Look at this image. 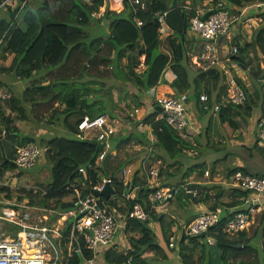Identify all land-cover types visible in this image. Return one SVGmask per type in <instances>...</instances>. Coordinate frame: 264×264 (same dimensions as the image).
<instances>
[{
    "label": "trees",
    "instance_id": "trees-1",
    "mask_svg": "<svg viewBox=\"0 0 264 264\" xmlns=\"http://www.w3.org/2000/svg\"><path fill=\"white\" fill-rule=\"evenodd\" d=\"M185 1L146 0L147 7L143 9L131 5L129 0H124V9L107 8L101 17H96L93 12L103 0H91V2L40 0L35 8L30 7L28 0H19L16 7L8 6L6 12L0 10V54L9 55L5 57L6 63L0 64V81L3 76H10L22 78L25 83L24 88L12 86L8 98L0 100V121L2 127L6 129L4 138L0 140V174L20 168L14 161L16 147L30 141L36 142L42 148V153L51 169V181L46 188L47 192L38 201L31 196L28 205L37 203L36 206L55 210H67L72 206L71 201L64 199L71 193L67 186L81 176L78 167L94 161L104 147L95 137H77V124L84 115L94 117L108 113L112 118L129 120L132 125L125 133H115L122 139L121 144L115 146L112 140L113 134L111 135V148L98 170L90 171V176L95 182L100 171L103 175L112 178L115 195L113 194L107 202L122 213L121 222L135 203L147 207V195L156 189V186H149L148 179L141 177L142 164L135 169L132 180L125 185L122 169L127 162L108 166L113 158V150L119 148L121 150L130 143H137L142 146L139 155L143 154L144 157L147 148L150 147L154 152L159 151L157 155L162 158V151L170 157H176L180 153L179 146L188 147V145L176 129L158 117L160 111L155 106L144 115L140 112L137 115L138 121L128 114L126 108L140 107L144 112L146 103L142 99L143 93L159 83L168 81L165 77L167 72L173 74L170 85L183 94L190 90L187 98H194L196 103L202 101L199 98L202 90L211 96L212 90L224 79L223 70L218 64H210L205 68L194 67L188 44L192 43L190 41L192 40L197 45L202 41L204 45V39L199 35L194 36L189 30L190 19L196 11L186 8ZM191 1L195 4L201 0ZM226 1L233 6V12L239 11L248 3L264 2V0ZM157 11H166L163 20L169 28L164 32L168 37L167 49L162 48V33L159 32L162 20L156 14ZM137 19L142 20V24L138 25ZM99 21L106 22L107 31L105 34L91 37L87 28ZM263 34L264 27L254 35V42H257ZM252 42H236L238 51L232 55V58L242 67H248V51ZM141 56H144V67L138 70ZM87 60L90 62L89 65ZM76 69L79 70L77 77L72 75L67 78L64 75L65 71L75 73ZM106 69L111 70L110 75L116 74L113 84L119 88L118 100H114L108 94L111 89L110 84L102 79L106 77ZM87 76L88 78H85ZM235 78L245 91L244 82L237 75ZM130 86L135 90H129ZM102 88L106 89L104 94L101 93ZM94 92L96 97L90 98L89 95ZM39 100L41 110L47 101L49 103L45 110L53 109V104L57 101L63 104L60 110H53L48 121L51 124L61 121V128L71 131L74 136L52 132L30 134L17 126L18 119L29 116L34 122L35 129L45 125L35 118L39 117L38 113L30 114L31 108ZM121 101L127 103L125 107L120 105ZM241 105L243 104L229 101L220 111V122L227 127L229 135L231 128L245 125L243 120L235 117L236 109ZM140 123L151 125L153 139L147 136V131L137 129ZM116 155L117 153L113 156ZM238 169L248 172L242 168H234L231 171ZM165 171L169 175L173 174L168 168L161 166L159 177ZM130 190L134 191L132 197L125 195ZM234 190L240 196L249 192L238 187ZM52 202V206L49 207ZM216 206L217 204L214 203L211 208L215 209ZM56 214V212L53 214L54 218ZM152 217L156 223H160L161 228L166 226L167 230L158 231L160 227L154 230L149 226L148 221L128 218L124 230L129 237L130 247L120 250L114 243L99 250L97 255H100L102 260H97V264H122L128 261L129 257H131L129 264H147L146 257L143 256L146 251H152L159 258V262L169 264L171 253L176 248L183 264H260L261 262L260 255L251 243L252 236L247 237L246 231L238 234L222 231L221 226L225 217L208 232L214 236V243L210 244L204 238L202 241L200 236L187 237L183 234L180 235L175 246L169 245L172 220L166 223L162 213L153 214ZM9 223L15 233L19 226ZM239 242L243 244L242 248L229 245ZM243 254L246 256L243 257ZM92 256V250L84 247L82 254L74 253L71 256L69 264H85V259Z\"/></svg>",
    "mask_w": 264,
    "mask_h": 264
},
{
    "label": "built area",
    "instance_id": "built-area-1",
    "mask_svg": "<svg viewBox=\"0 0 264 264\" xmlns=\"http://www.w3.org/2000/svg\"><path fill=\"white\" fill-rule=\"evenodd\" d=\"M120 1L121 5L124 4V0ZM129 2L135 7L143 9L147 7L146 0H129ZM18 3V0H1L0 6L16 7ZM107 8H113L112 0H103V3L93 12V15L101 17ZM232 8L233 6L226 0H206V2L204 0L202 8H195L196 14L190 19L191 29L189 30L204 39L203 50L199 55H196L198 61H200V58L209 60L212 64H217L220 61L217 44L224 38L225 34H229L236 20L237 15L232 11ZM206 11H209V13L202 17V14ZM156 14L159 15V18H164L166 11H157ZM253 18V16L246 18L247 26H251ZM137 23L138 25L142 24V20L137 19ZM163 23L164 20L159 27V32L162 33L161 36L165 34ZM220 34L223 37L216 41V37ZM237 51V45H233L230 52L236 54ZM140 59L138 70L144 67V56ZM229 59L232 60V66H240L232 57ZM261 82L264 92V78ZM187 94H183L180 98L166 94L156 95L153 104V106L159 105L162 107L158 117L164 119L167 124L176 129L183 138L188 135L186 129L193 126L192 119L188 113ZM8 96V91L0 86V100H4ZM199 98L202 101H206L208 95L202 92ZM246 98V93L237 82L235 76L229 77L228 100L232 103L243 104ZM126 111L134 118L141 112V108H126ZM116 119L110 117L108 113L94 117L84 115L77 124V137H95L104 147L94 161H89L78 167V172L81 176L74 183L67 186L71 190L68 195L70 198L65 199L68 197L65 196L64 199L71 201L72 206L69 209L55 210L25 204L28 208L35 210L30 212L21 210L19 207L20 203H9L10 205L2 207L0 213V264H69L71 256L74 253L82 254L84 247L91 249L93 252L92 258L85 259L84 263L97 264L94 259L99 250L116 243V232L120 226L125 224L128 218L148 221L149 226L152 227V215L162 212L167 202L179 192V186L159 185L158 167L153 166L149 170L147 183L151 187L156 186V189L148 193L147 207L141 203H135L129 212L124 215L123 222L120 221L122 213L108 203L105 197L95 193V190L102 189L107 182L113 185L112 178L103 175L100 171L97 180L93 182L90 171L98 170L107 151L111 148L110 137L116 133L117 127L113 125ZM140 125H143V123H140ZM258 126L257 142L264 148V110L258 121ZM5 134L6 129L1 127L0 140L4 138ZM41 155L42 148L36 142L30 141L16 147L14 161L19 167L29 168L40 160ZM131 173L132 169L130 167H123L122 179L125 185L131 181ZM204 173L206 176L211 177L208 170ZM212 178L223 180L232 187L248 190L255 194L253 198L246 199L245 207L236 209L225 216L221 226L222 231L229 234L248 231L257 221L258 215H260L263 222L262 233L264 241V208L261 209L259 204H256L260 202L261 194H264V175L244 172L238 169L227 176L216 172L215 177ZM184 188L193 198L199 196L197 188L189 186ZM131 190L125 195L132 197ZM39 208L46 209L47 212L38 214L36 211L40 210ZM55 212L57 213L55 220L47 224L46 220L49 219V214ZM222 218L219 209L205 208L190 220L180 222L178 234L191 237L199 236L201 232H204V237L201 238H204L210 244L214 243V236L208 232ZM9 222L19 226L15 233L12 228L9 229ZM6 223L8 227L4 226ZM176 236L173 231L169 235L170 246L175 245ZM129 247L130 245L127 248ZM31 248H33V251L30 250ZM130 260L131 257L122 264H129Z\"/></svg>",
    "mask_w": 264,
    "mask_h": 264
},
{
    "label": "crops",
    "instance_id": "crops-1",
    "mask_svg": "<svg viewBox=\"0 0 264 264\" xmlns=\"http://www.w3.org/2000/svg\"><path fill=\"white\" fill-rule=\"evenodd\" d=\"M203 3L204 0H201L195 4L191 0H186L185 7L188 9H195L198 7L202 8ZM117 6L120 7V5ZM3 7L7 8L8 6ZM112 7L114 9L118 8L114 7L113 3ZM261 7L264 9V2L257 1L246 4L242 9L239 10L241 11L240 13L239 11L234 12L237 16L229 34L227 35L228 45L226 43L221 45V53L218 56L220 61L217 64L223 70L224 79L221 80L219 85H217V87L212 90L211 96H209L205 90L201 91V93L205 92L208 95V99L206 101H199L196 103V100L193 98L187 102L191 116L193 117V126L187 130L188 135L184 138L188 147L179 146L178 151H180V153L177 154L176 157H170L164 151H162V158L161 156L158 157V160L162 162V167H166L168 168L169 172H173L172 175H169L165 171L163 175L159 177V179H161L159 180V185H178L180 192L179 199L183 202L184 208L189 210V212L183 216L171 214L173 215L171 218L177 217L180 219L178 224L180 222L190 220L205 208H211V205L214 203L217 204L215 209L220 210L221 217H225L232 211L245 207L246 199H251L255 196V194L250 191L248 194L240 196L234 190L235 187L226 184L223 180H216L212 178L215 177L216 172H220L225 176L230 174L232 172L231 170L234 168H242L253 174L264 175V148L261 147L257 142L259 133L258 121L264 110V92L261 82V80L264 78V49L260 50L258 46L259 43L264 45V34L261 35L257 42H254L253 40L254 35H256L259 29L264 27V17L262 18L261 15H256L251 12L252 8H255L258 13ZM248 16L254 17L251 20V26H247L246 18ZM191 33L194 36H197L195 33ZM162 39V48L167 49V35H163ZM237 41L240 43H244L245 41H253L252 44L255 43L257 45L256 50L258 48L259 54L257 55L258 58L255 60V64L258 62V68L256 67L257 65L253 64H248L247 68L242 67L241 65L237 67L232 66V60L229 58L232 57L233 54L230 51L232 46L236 45ZM202 43L203 42L200 41V43L197 45L196 42H189L188 46L190 48L191 58L194 57V66L205 68L212 63L206 59L200 58V61L196 59V55H199L203 50L204 45ZM250 54L253 55L254 52L250 51ZM6 56L7 55L2 56L0 54V64L6 63ZM254 56L256 57V55ZM235 75H237V77H239L246 86L245 91L247 98L243 105H241L239 109H236L235 115L237 119L243 120L245 125L235 128L233 127L231 129L229 128L231 131V135H229L227 127L220 122V111L222 107L226 106L229 102L228 79L229 77ZM165 77L168 81L159 83L154 88L146 90L143 93L142 99L144 103H146V110L144 112L141 111V114L144 115L150 111L147 108L151 105L153 106L156 95L173 93L175 91L170 85V82L173 80V74L167 72ZM46 81L47 80H45V82ZM0 86L11 94L10 90L12 86L24 88L25 83L22 78L3 76L0 81ZM129 90H135V88L130 86ZM186 92L190 94L191 91L188 90ZM181 94L183 95V93ZM210 100L214 101L213 110L215 113H217L218 117H210L204 120L199 119V114L203 113V109L200 108V104L203 108L208 109L212 106V104L208 102ZM39 105L41 104L39 103ZM190 107H192L194 111H192ZM30 114L34 115V113ZM142 128L143 130L147 131V136L150 139L154 138L151 125L143 124ZM40 129L38 130L37 134H44L47 131L46 129L45 131ZM123 132L124 130L117 133ZM190 145L192 147H189ZM205 146H207L206 149ZM144 148L142 151H144ZM191 150H194V153L196 154L192 155ZM114 154H116V150H113V155ZM133 155L130 154L129 156ZM131 164L133 163L127 162L125 166L132 169ZM168 164L170 165L166 166ZM206 170L210 172L211 177L205 175L204 172ZM134 171L135 170L132 169L131 175L134 173ZM185 186L197 188L199 191V196L193 198L191 194L186 191L184 188ZM132 194L134 195V191H132ZM5 202L7 201L0 198V203L3 204L2 207L6 206ZM236 202H238V204H232ZM256 204H259L261 209L264 208V194H261V200ZM157 228L158 227L155 226V229ZM172 228L174 230V227ZM251 229L252 231L250 232ZM251 229L246 231V236H252L251 240H255L253 245L260 255V264H264V241L262 233L263 222L261 221L260 215H258L257 221L252 225ZM147 255L150 257V263L167 264L166 262H159V258H155L152 251H148ZM168 262L169 264H183L177 250L171 253Z\"/></svg>",
    "mask_w": 264,
    "mask_h": 264
},
{
    "label": "rangeland",
    "instance_id": "rangeland-1",
    "mask_svg": "<svg viewBox=\"0 0 264 264\" xmlns=\"http://www.w3.org/2000/svg\"><path fill=\"white\" fill-rule=\"evenodd\" d=\"M28 1H29L28 2L29 5H31L30 7L35 8L38 5V2L40 0H28ZM113 1H114L113 6L118 7V8L117 9L111 8V9H114V10L124 9V4L121 5L120 0H113ZM87 2H91V0H87ZM117 5H120V7ZM0 10L2 12H6V8H4V7H1ZM251 12L256 14V15H261L262 18L264 17V9L262 7L259 9L258 13H257V10L255 8H252ZM123 14L125 15V12H123ZM106 27H107L106 22L99 21V23H94L93 25L89 26L87 29L89 30L90 35L92 37V36H96L99 34H105V31H107ZM190 41L193 43L192 40H190ZM223 43H226L228 45V36L226 34H225L224 38L217 44V49H218L219 54L221 53L220 47ZM229 43L232 44L231 42H229ZM256 46L257 45L255 43H253L251 45V48L248 51V57H249V59L247 60L248 64H253V65L258 64V62L255 64V60L258 58L257 55L259 54L258 48L256 50ZM258 47L260 48V50L264 49V45H261V43H259ZM250 51L254 52V54L251 55ZM255 51H256V54H255ZM254 55H256V57ZM191 61L193 62V64L195 63L194 57L191 58ZM89 63L90 62L87 60L88 65H89ZM194 67H197V66H194ZM256 67L258 68L259 65H257ZM49 70H51V67H49ZM78 71L79 70H77V69L75 70V73H73L72 71L66 73V71H65L64 75L67 78L71 77L72 75H74V77H77ZM90 71H93V70L90 69ZM110 71L111 70H107L106 77H103L102 79H103V81H106L107 83L110 84L111 89L108 91V94L111 95L114 98V100H118L119 88L113 84L114 83L113 82L114 76L116 74L110 75V73H111ZM85 78H88V76ZM105 92H106V89L102 88L101 93L104 94ZM166 94L168 96H176L179 98L183 96L179 91H176V90L173 93H166ZM37 96L39 97L41 95H37ZM89 97L90 98L96 97V93L94 92V93L90 94ZM190 99L191 98H189V99L187 98V102H189ZM128 100H129V98H128ZM208 102L210 104H212V106L208 109H203L202 105L200 104V108L203 109V113L199 114V119H201V120L208 119L210 117H213V118L218 117L217 113H215L213 110L214 101L210 100ZM39 103H40V100L34 107L31 108L30 111L34 114L38 113L39 117H37L35 115L36 116L35 118L37 120L42 121L41 122L42 125H44V124L45 125L39 126V128L35 129V126H33L34 122L32 121L31 118H29L30 117L29 116V117L17 120V126L20 127V129L22 131H24L25 133L28 132L30 134H35V132L37 133L38 130L41 128L40 130H44V131L46 129L47 130L46 133L52 132V133L65 134L68 136H74L71 131L63 130L61 128L62 127L61 121H58V122L55 121L52 124L48 121V118L53 113L54 109L60 110L62 108V106H63L62 103L57 101L56 103L53 104L54 108L49 109V110H45L49 101H47L46 105L43 106L42 110H41V105H39ZM126 104L127 103H125V101L120 102V105H122V107H125ZM148 105H149V103H148ZM151 107H152V105L148 107V110L152 109ZM190 108L192 111H194L192 107H190ZM188 113L190 115V118L193 120V117L191 116L189 107H188ZM32 117H34V116H32ZM134 120L138 121V118L135 116ZM0 123H1L0 127H2L3 126L2 121H0ZM113 125L116 127L118 126L117 130H116V133H117V132H121L123 130H124V132H126L127 130H129V128H130L129 126H131L132 124L130 123L129 120H120L117 118L116 122L115 121L113 122ZM137 129L140 131H143L142 125L139 124L137 126ZM29 130H30V132H29ZM112 140L114 141L113 144H115V146L117 144H121L123 142L122 139L115 133L112 135ZM141 147L142 146L140 144L130 143V144L126 145L124 148H122L121 150L119 148L118 150H116L117 155L116 156L112 155L113 158L108 163V166L110 167L113 164L120 163V162H129V163L131 162V163H133V164H131L132 169L135 170L137 167H140L139 166L140 164H142L143 167H142V170L140 171V175L142 178L144 177L147 180L148 176H149L150 168L153 166H156L159 169L162 166V162H160V160H158L157 154L159 151L154 152V150L150 149V147L147 148V151L145 152L144 157H142L143 154H142V156L139 155L140 154L139 149ZM206 148H207V146H205V149ZM151 150H153V151H151ZM191 152H192L191 153L192 155L196 154V153H194V150H191ZM130 154H132V155L134 154V155L126 158ZM132 175H130V179L132 178ZM159 180H161V179H159ZM50 181H51L50 164L48 163L47 159H45V156L42 153L40 160L38 162H36L33 166H31L29 168L20 167V168L15 169L14 171H6L4 174H0V194H1L0 198L3 200H6V201H11V202H7L8 204H5V205H10L12 203H20L19 207L21 210H28L30 212H33L35 210L28 208L27 206H25V204H29L28 200L31 196L34 197L35 201H38V199H40L47 192L46 188L49 185ZM176 186H178V185H176ZM179 193L180 192H178L177 195L173 199L168 201L167 205L164 207L163 211L160 212L164 215V218H165L164 221L166 223H168L169 221L172 220V222H171L172 225L170 227V230L173 231L177 235L176 239L174 240L175 243L180 238V234H178V232H179L178 222L180 219H178L177 217L171 218V216H173L171 214H177L179 216H183L189 212V210L187 208H184L183 202L179 199ZM69 198L70 197L68 196L65 199H69ZM34 204L37 205V203H34ZM52 204H53V202L51 203V205H49V207H51ZM36 205H34V206H36ZM2 206H3V204L0 203V213L2 211ZM38 207H40V206L38 205ZM39 209L40 210L36 211L38 214H42L43 212H47V210L45 211V209L44 210L42 208H39ZM47 209H53V208H47ZM53 214L54 213L49 214V219L46 220L47 224H50L53 220H55L56 217L54 218ZM151 222H152V228L154 230H155V226L160 227V223H158V222L156 223L153 220V217H151ZM9 225H10V223H9ZM4 226L8 227V224L6 223ZM124 226L125 225L120 226L118 228L119 231L117 232V237L115 238V242L118 245V248L120 250H126L127 247L130 245V242L128 239L129 237L125 233ZM172 227H174V230ZM11 228H12V226L10 225L9 229H11ZM165 230H167L166 226H164L163 228L160 227L158 229V231H165ZM251 231H252V229L250 230V232ZM201 240L204 241L202 238H201ZM251 242L253 244L255 242V240H251ZM176 250H177V248H176ZM147 253H148V251H146L144 253V257H146L147 264H150V257H148ZM242 256L244 257L246 255L243 254ZM154 257L157 258L156 255H154ZM94 260L95 261H97V260L101 261L102 257H100V255L99 256L97 255ZM85 264H87V263H85Z\"/></svg>",
    "mask_w": 264,
    "mask_h": 264
},
{
    "label": "water",
    "instance_id": "water-1",
    "mask_svg": "<svg viewBox=\"0 0 264 264\" xmlns=\"http://www.w3.org/2000/svg\"><path fill=\"white\" fill-rule=\"evenodd\" d=\"M207 13H209V11H206L205 13H203L202 14V17H205V15L207 14ZM160 20H162L163 21V18L162 17H160ZM163 26H164V28H165V32L167 31V30H169V28L167 27V25H166V23L164 22L163 23ZM189 29H191V26L189 25ZM223 37V35L222 34H220V35H218V37H216V41H219L221 38ZM155 108L157 109V110H162V107L161 106H159V105H157V106H155ZM132 188H133V186H132ZM95 193L97 194V195H101V196H103V197H105L107 200L115 193V188L113 187V185L111 184V183H109V182H107V183H105V185L103 186V188L102 189H97V190H95ZM204 232H201L200 234H199V236L200 237H204ZM231 247H234V248H242L243 247V244L242 243H230L229 244Z\"/></svg>",
    "mask_w": 264,
    "mask_h": 264
},
{
    "label": "bare ground",
    "instance_id": "bare-ground-1",
    "mask_svg": "<svg viewBox=\"0 0 264 264\" xmlns=\"http://www.w3.org/2000/svg\"><path fill=\"white\" fill-rule=\"evenodd\" d=\"M113 2H114V1L112 0V3H113ZM30 250L33 251V248H31Z\"/></svg>",
    "mask_w": 264,
    "mask_h": 264
}]
</instances>
